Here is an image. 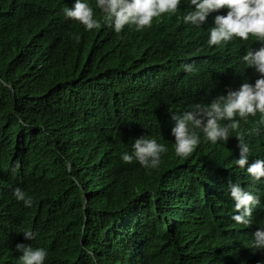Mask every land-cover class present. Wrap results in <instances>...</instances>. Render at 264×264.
Here are the masks:
<instances>
[{
    "label": "clouds",
    "instance_id": "obj_1",
    "mask_svg": "<svg viewBox=\"0 0 264 264\" xmlns=\"http://www.w3.org/2000/svg\"><path fill=\"white\" fill-rule=\"evenodd\" d=\"M5 3L0 0V14ZM63 13L66 22L91 36L50 53L45 42L36 43L39 31L17 35L25 21L3 36L0 69L11 55L34 58L40 49L50 54L28 75L37 70L43 75L60 57L58 72L64 70L72 93H59L53 101L79 98L86 110L90 127L68 118L77 132L55 146L83 191L82 250L60 261L46 244H36L35 230L10 233L0 220V264H264V0H74ZM147 34L186 43L193 53L185 58L172 52L159 64L137 61L126 45H143ZM97 36L105 50L117 45L112 63L86 65V56L67 57ZM77 74L84 79L76 80ZM76 85L88 88L79 92ZM100 119L124 126V136L106 149L95 143L93 122ZM201 143L214 152L217 145L227 147L223 164L207 170V181L201 180L206 165L189 161ZM163 153L184 161L151 184L127 189L110 176L117 163L158 171ZM7 156L0 139V162ZM183 187H194V193L173 209L165 199L161 205L154 201ZM13 196L31 207L24 189L17 187Z\"/></svg>",
    "mask_w": 264,
    "mask_h": 264
},
{
    "label": "trees",
    "instance_id": "obj_2",
    "mask_svg": "<svg viewBox=\"0 0 264 264\" xmlns=\"http://www.w3.org/2000/svg\"><path fill=\"white\" fill-rule=\"evenodd\" d=\"M13 2L16 6L14 13ZM92 2L95 0H89V3ZM73 4L74 0H6L0 14V43L4 35L16 30L17 26L26 21L18 28L17 35L19 33L25 36L33 29L39 31L36 43L45 42L50 46V53L63 43L65 49H69L82 38L91 36V33L80 26L64 20L63 9L66 6L72 7ZM108 33L111 40L113 34ZM49 37L51 39L47 41ZM106 46V42L99 36L89 38L70 51L67 57L83 60L86 56V65L94 64L96 60L100 63H112L117 45L113 43L105 50ZM127 46L134 51L135 60L142 61L144 58L157 64L172 52L182 53L185 58L193 53L186 43L176 39H156L149 34L144 36L143 45L130 43L126 45V49ZM50 53L39 49V54L34 58L29 54H14L0 69V82L7 83H0V139L8 149L7 158L0 162V187L3 188L0 189L3 192L0 193V209L4 210L0 214V220L4 229H8L10 233L19 228H24L25 231L35 230L39 234L36 235V244H46L50 253H54V257L61 261L76 257L82 250L79 221L84 208L81 184L68 173L64 162L58 160L55 146L66 140L68 135L77 132L67 125L68 118L77 119L89 127L90 123L84 115L86 110L83 107L80 109L81 99L72 98L62 103L53 101L59 93L65 96L72 93V86L71 89L65 87V83H68L65 81L66 73L64 70L58 72L60 57L55 59L56 63L43 72V75L41 70L28 75L30 69L39 66ZM47 75L48 79L45 78ZM111 75L116 76V73L112 72ZM82 76L83 74H77L75 79H84ZM245 77L250 80L253 75ZM73 88L82 92L88 87L76 85ZM44 94L47 95L44 100L24 101ZM93 133L96 145L104 149L117 144V136L123 137L125 134L122 123L104 119L93 122ZM226 149V145L220 144L216 147L217 152H214L203 143L199 145L189 161L206 165L202 167L204 173L201 180H208L207 170L211 165L223 164L220 158L225 155ZM183 161H176L171 154L166 153L163 167L158 171L143 170L140 166L119 167L120 163H117L110 176L118 178L127 189H132L157 181L167 168ZM82 167L87 169L85 165ZM86 172L90 173L89 170ZM193 183L196 184L197 181L193 180ZM17 187L24 189L32 197L31 207H25L23 202L14 198L13 192ZM193 193L194 187H183L169 191L161 198L166 200V205L174 207ZM162 199L154 197L159 205L162 204ZM105 228V225L99 227L102 234Z\"/></svg>",
    "mask_w": 264,
    "mask_h": 264
},
{
    "label": "bare ground",
    "instance_id": "obj_3",
    "mask_svg": "<svg viewBox=\"0 0 264 264\" xmlns=\"http://www.w3.org/2000/svg\"><path fill=\"white\" fill-rule=\"evenodd\" d=\"M56 30H58V29H56ZM126 83H128V82H126ZM162 155H165V153H163ZM95 180V179H94ZM163 198V197H162ZM163 200V199H162ZM181 200V199H180ZM177 201V200H176ZM142 205H144V207H146V205L145 204H142ZM168 208H170V209H173V207H171V206H168ZM144 211H145V208H144ZM172 210H170V212H171ZM257 212H259V211H257ZM145 213V212H144ZM146 214V213H145ZM173 219V218H172ZM172 219H170V220H172ZM169 220V221H170ZM173 221V220H172ZM175 221V220H174ZM189 246V244H188V242H186V243H184V245H183V247L184 248H187ZM143 251H145V250H143ZM142 251V255H143V252ZM137 257V256H136ZM142 259H143V256L141 257ZM141 263V262H140Z\"/></svg>",
    "mask_w": 264,
    "mask_h": 264
},
{
    "label": "rangeland",
    "instance_id": "obj_4",
    "mask_svg": "<svg viewBox=\"0 0 264 264\" xmlns=\"http://www.w3.org/2000/svg\"><path fill=\"white\" fill-rule=\"evenodd\" d=\"M204 194V192H202V194L201 195H203Z\"/></svg>",
    "mask_w": 264,
    "mask_h": 264
}]
</instances>
